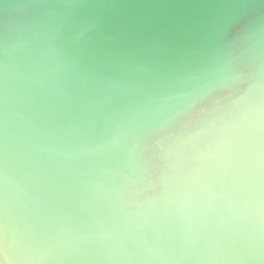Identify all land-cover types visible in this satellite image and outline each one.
Wrapping results in <instances>:
<instances>
[{
  "label": "clouds",
  "instance_id": "1",
  "mask_svg": "<svg viewBox=\"0 0 264 264\" xmlns=\"http://www.w3.org/2000/svg\"><path fill=\"white\" fill-rule=\"evenodd\" d=\"M0 264H264V0H0Z\"/></svg>",
  "mask_w": 264,
  "mask_h": 264
}]
</instances>
